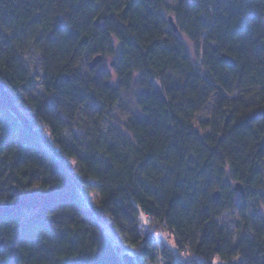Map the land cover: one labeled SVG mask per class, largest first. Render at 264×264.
Instances as JSON below:
<instances>
[{"label": "trees", "instance_id": "16d2710c", "mask_svg": "<svg viewBox=\"0 0 264 264\" xmlns=\"http://www.w3.org/2000/svg\"><path fill=\"white\" fill-rule=\"evenodd\" d=\"M168 1L0 0V83L32 127L0 97V264H264V0ZM134 85L139 113L102 129Z\"/></svg>", "mask_w": 264, "mask_h": 264}, {"label": "rangeland", "instance_id": "374dc122", "mask_svg": "<svg viewBox=\"0 0 264 264\" xmlns=\"http://www.w3.org/2000/svg\"><path fill=\"white\" fill-rule=\"evenodd\" d=\"M181 0H169L168 4L170 7H176ZM169 15L168 13H166ZM116 59V57H107L105 58L99 65L98 69H109L112 70V63ZM29 65L35 74L37 78V82L30 87L29 90H25L21 92V97L25 99L31 100L34 96L40 95V84H39V75L42 73L41 70V64L36 55L29 56ZM83 70H87V64H84L82 67ZM117 81V78H114V82ZM139 89L134 85L133 88L128 91L124 92L122 94V98L120 102L115 106V108L112 110L111 117L109 118L108 123H103L100 125L102 129L104 128H118L121 127V123H124L128 116L131 113H139V109L137 107V95L139 94ZM212 110H213V102L208 104L202 112H200L197 116L196 125L199 127L201 121H206L212 118ZM95 119H92L91 115H85L84 119L81 121L82 124L85 127H90L92 130L95 129ZM238 194H240V191H237ZM97 194H92V199H96ZM219 222L227 227L229 231H231L234 235L238 232V229L242 223V218L240 216V209L239 206H237L235 209H233L230 212L225 213L223 216L219 218ZM146 227L143 230V235H148L149 233H153L156 235V241L154 243V246L156 248V251L159 253L161 249L165 247H171V249L174 250L175 257L177 259H181L185 262H189L192 259H194V255H192L190 252L183 253L181 252L174 243L173 237L170 235V233L167 231V229L163 226H160V228L155 229L149 228L150 225L144 223ZM129 254H132L130 251ZM235 264H243V261L241 258H237L234 261ZM152 264H164V260L162 257H160L156 262ZM213 264H225L222 263L218 258L213 261Z\"/></svg>", "mask_w": 264, "mask_h": 264}, {"label": "water", "instance_id": "95a60500", "mask_svg": "<svg viewBox=\"0 0 264 264\" xmlns=\"http://www.w3.org/2000/svg\"><path fill=\"white\" fill-rule=\"evenodd\" d=\"M169 21L171 23V25L173 26L174 31L178 30V27L174 21V18L172 16L169 17ZM222 60H224L225 62L231 63V64H235V60L227 55H223L221 57ZM103 61V57L101 55L96 56L91 62H90V68L93 69L95 67H97L101 62ZM112 65H114V62L112 63ZM0 97L2 98L3 102L5 103V105L16 114V116L19 118V120L22 122L23 125H25L28 128H32L30 125V121H29V117L22 113L18 107L16 106L13 97L11 96V94L9 93V91L6 89V87L0 83ZM235 190L236 191H240L242 193V195L245 194V190L244 187L240 184L237 183L235 185ZM221 197L220 191L217 190L214 194H213V198L214 200L218 201ZM123 259L124 262L126 264H136L134 257L131 254H124L123 255Z\"/></svg>", "mask_w": 264, "mask_h": 264}, {"label": "built area", "instance_id": "2783aa9c", "mask_svg": "<svg viewBox=\"0 0 264 264\" xmlns=\"http://www.w3.org/2000/svg\"><path fill=\"white\" fill-rule=\"evenodd\" d=\"M183 253H185V252H183Z\"/></svg>", "mask_w": 264, "mask_h": 264}]
</instances>
